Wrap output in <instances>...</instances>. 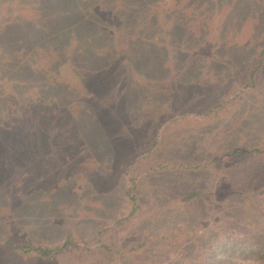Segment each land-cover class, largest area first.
Wrapping results in <instances>:
<instances>
[{
	"label": "rangeland",
	"instance_id": "1",
	"mask_svg": "<svg viewBox=\"0 0 264 264\" xmlns=\"http://www.w3.org/2000/svg\"><path fill=\"white\" fill-rule=\"evenodd\" d=\"M237 223L264 237V0H0V264H264Z\"/></svg>",
	"mask_w": 264,
	"mask_h": 264
},
{
	"label": "trees",
	"instance_id": "2",
	"mask_svg": "<svg viewBox=\"0 0 264 264\" xmlns=\"http://www.w3.org/2000/svg\"><path fill=\"white\" fill-rule=\"evenodd\" d=\"M132 181H135V179H132ZM128 195H130V198H131V201L135 204V205H138L139 204V201H138V198L136 196L135 193H132L131 190L129 189L128 190ZM201 195L200 194V191L198 190H195V191H192V192H189L188 194H186V197L187 198H193V197H196V196H199ZM125 220V219H124ZM123 221V220H122ZM240 230L238 232L236 231H230V227H228L227 231H228V237L227 239L229 238V241L224 243L222 246L225 248L230 242L232 243L233 246H237V245H241V246H244L242 249L243 250H247V247L248 248H251V244L252 242L254 243V245H258L260 246L259 250H258V254L262 257H264V237H255L253 235V233H251L249 231V233H246V229L241 226V224L237 223L236 224ZM245 231V232H244ZM260 234V233H259ZM247 240H250L249 243H247L246 241ZM234 243V244H233ZM130 243H127L121 247H106L107 250H104L103 253L101 254H95V252L93 253L94 255H97L99 257V261L100 259L101 260H104L108 262V260L110 258H114V254L113 253H110L108 251H112L114 253H121V254H127L130 253L131 251L135 250V249H138V246L136 247H130L129 249H126V245H128ZM71 245H72V237H68L64 243L58 245L57 247H37V248H34V251H37L39 252L42 256H51L54 254L56 255L57 253H67V252H70L71 251ZM141 246V245H139ZM125 249V250H124ZM24 250H27V249H24ZM33 250V248H32ZM124 250V251H123ZM227 252H230V250L227 248L225 249ZM253 251L252 252H256L254 251V249H252ZM231 253V252H230ZM244 253V251H243ZM242 253V254H243ZM138 253H136L137 255ZM232 254V253H231ZM135 255V254H133ZM96 264H100V262L96 263ZM103 264H106L105 262H103Z\"/></svg>",
	"mask_w": 264,
	"mask_h": 264
}]
</instances>
